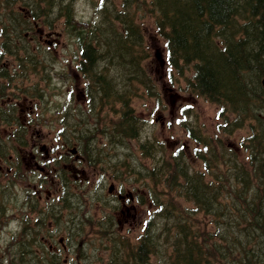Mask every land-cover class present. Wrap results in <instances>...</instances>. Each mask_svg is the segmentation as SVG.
<instances>
[{
  "label": "trees",
  "instance_id": "obj_1",
  "mask_svg": "<svg viewBox=\"0 0 264 264\" xmlns=\"http://www.w3.org/2000/svg\"><path fill=\"white\" fill-rule=\"evenodd\" d=\"M68 1L61 16L81 43L79 69L89 88L98 89L91 97L101 99L96 116L110 146L139 139L141 122L126 95H135L139 85L150 89L141 65L147 56L143 34L135 22L139 9L165 38L168 63L179 74L191 68L190 91L217 106L221 134L249 123L238 150L219 135L210 138L191 128L198 146L194 156L177 149L168 161L159 156L164 144L139 139L150 167L130 168L129 177H140L154 208L137 243L120 239L106 264H153L152 256L157 264H264V0H120L119 9L116 0H100V20L90 26L73 22ZM16 16L0 14L1 47L7 52L15 49L16 26H24ZM111 97L116 104L108 101V111L115 118L101 116L104 98ZM194 157L201 170L189 164Z\"/></svg>",
  "mask_w": 264,
  "mask_h": 264
},
{
  "label": "rangeland",
  "instance_id": "obj_2",
  "mask_svg": "<svg viewBox=\"0 0 264 264\" xmlns=\"http://www.w3.org/2000/svg\"><path fill=\"white\" fill-rule=\"evenodd\" d=\"M97 1L98 0H73L72 14L74 21L77 24H88L89 22L97 21L95 10ZM119 2L120 0H116L118 9ZM7 4L13 7L11 10H19V12L23 13L25 16H29L28 19L31 23L25 26V31H23L22 26H19L22 32H17V34H19L17 35V45L22 44L26 47L28 51L26 53L27 55L23 50L15 51L17 55L7 53L0 61V63L2 61H4L5 64L7 63L6 65L4 64L5 67H3L5 75L3 83L9 87L15 84V87L18 89H25L29 93L34 89L40 88L42 90L41 93L43 94V98L41 100L39 98V107L33 109V111L37 112L39 119L45 120V127L35 129V136L38 138V144H44V141L41 140L43 138L45 141H49L47 144V146H49L52 141V134L54 135L57 130L65 125L63 123L64 118L59 114L57 108L59 105L66 106V104L58 100V98L61 96V93L64 92L67 87H71V85H73L74 88L82 87L83 82L81 77L78 78L74 71L77 59L79 58V51L76 48L78 47V43L72 36L68 24H65L62 18H54V16L59 15V13H57L58 10L53 12L47 11L50 16L41 15L49 17L46 20L47 23H44L42 18H40L37 19L36 24L40 26L39 28L44 29L45 32L54 31L60 33V35L44 37V39L52 40L54 43L51 45L50 55H46V57L43 58L40 54L41 49L35 45V37L37 34L33 28L34 24H32L34 18L30 15L34 10L28 11V9H19L18 4L21 3H14L13 0H7ZM36 10L40 13L39 9ZM139 10L136 22L143 34L144 51L145 53L148 52L146 53L148 54L147 57L142 60V65L149 79H151V82L148 84V86H150L149 92L147 88L141 87L137 92H134L136 95L132 97L131 108L133 109L134 115L141 120L139 139H153L162 142L164 145L160 149L159 156H161L164 161H168L171 152H174L175 149L180 146L187 156L193 157V149H195L196 146L193 140L188 137L187 131L182 125L184 123L188 127L192 126L193 128H198L202 135L204 134L210 138L219 135L224 144L232 150H236L239 139L247 134L249 123L244 122L242 128L236 130L232 135L228 136L227 134H221L219 127L220 124H223V119L217 114V106L190 92L185 79L186 76L190 77V69H183L184 73L180 76L175 68L167 64L165 59L164 39L155 33L153 19L149 17L143 9ZM20 17V15L16 16V18ZM15 35L16 33L14 36ZM44 44L46 45V43ZM11 50L12 49H9L8 51L11 52ZM42 67L44 69L46 67L47 80L43 77L45 74L42 71ZM64 70L68 71L66 74L61 75ZM1 81L2 80H0V82ZM55 90H57L56 93H54ZM3 92L13 94L14 90L8 88L4 89ZM53 94H58L60 96H54ZM73 94L74 100L72 105L75 106L77 110H82L85 99L76 97L75 91ZM77 110L72 109L71 113L68 115H77ZM73 120L76 119L74 118ZM248 121L253 123L252 120ZM36 127L40 128L39 126ZM5 130V128L0 129V134H2V136H6ZM98 135H100V133L95 136ZM139 139H132L129 142V146L132 149L124 152H127V154H125V162L130 164L129 169L137 168L139 171H142L145 167H150V163L137 149ZM96 144L97 142L95 141L94 146H96ZM100 144L103 145H98V148L102 152L99 155L100 161L97 167L93 168L92 166L90 168L85 162L81 165L76 164L78 170L83 172L82 174L75 172V179L72 180L74 182L69 185V190L78 195H81L82 192L86 195L89 191L94 189L98 175H111L114 171L118 170V172L124 174L121 177V183H118L119 189H122L125 193L131 191L134 194L138 190L140 193L142 192L141 194L143 195H140V197L147 200L144 204L140 205L136 203L131 205L130 202H125V207H127V209H124L121 206V201H118L115 196L106 198L108 194L107 187L111 186V183H116L117 180L109 179V181H107L100 177V181L105 182L106 185L103 189L104 193L101 191L99 196L98 211H94V208H87V204V207L81 210L88 214L87 217L89 219H91L90 215L95 216L96 213H99L95 216V219H97L96 224L99 226H95L94 229H91L89 226L82 227L84 233L80 239V243L85 246L87 245L89 249L87 251L85 249L81 250V258L79 257L81 261L80 264H89L90 262L91 264H105L110 255V245L112 243H114L115 246L120 244V239H123L131 245V243L136 241L135 239L140 234L144 221L154 208V206L149 205L150 198L145 188L146 185L140 182V177L137 174L127 177L130 175L129 169H123L116 165L114 160L116 155L119 154L117 153L119 151H115L113 146H104L105 144L102 140ZM237 155H240V153ZM189 164L193 169H202L201 163H197L195 157L193 160H189ZM127 178L138 179L128 182ZM6 179L8 180L9 177L7 176ZM2 180L4 182V179ZM144 182L146 183L147 180H144ZM5 184L6 186H10L12 183H10V181H5ZM53 196H55V194H53ZM160 196L163 197V195ZM104 202L108 203L113 208L111 211L112 220L108 225L103 223L100 226L99 217L104 215L102 209ZM11 203H14L12 199L3 202V205H6V209L10 212L14 209V207L9 208ZM132 207L134 209H132ZM69 211L72 212V210ZM66 212V208H64V210H62L60 223L65 222ZM105 216L107 215H104V217ZM101 220H105V218H101ZM64 232H68V229H65ZM94 234H97L98 237H94ZM76 235L77 234L74 236ZM60 254V262L67 256V262L71 261L70 259L72 257H75V255L65 250H62ZM155 258L156 256H152L151 258L153 264H157ZM87 260H89V263L86 262Z\"/></svg>",
  "mask_w": 264,
  "mask_h": 264
},
{
  "label": "flooded vegetation",
  "instance_id": "obj_3",
  "mask_svg": "<svg viewBox=\"0 0 264 264\" xmlns=\"http://www.w3.org/2000/svg\"><path fill=\"white\" fill-rule=\"evenodd\" d=\"M2 96L0 93V113L1 108L8 111L7 127L15 128V136L1 139L12 141L13 146L11 153L0 151V264H36L41 246L47 245L53 255H58L60 248L71 252L65 238L60 237L56 242L51 227L52 201L47 185L52 182L49 175L56 170L59 160H53L52 143L48 147L46 144L38 146L34 135L36 117L31 106L21 107L19 99ZM67 150L75 159L67 169L78 171L76 164L84 162L77 154L78 148ZM68 153L57 152L55 156L63 157ZM5 181L12 184L6 186ZM118 198L124 201L121 194ZM11 199L14 203L9 208L14 209L10 212L3 202Z\"/></svg>",
  "mask_w": 264,
  "mask_h": 264
},
{
  "label": "bare ground",
  "instance_id": "obj_4",
  "mask_svg": "<svg viewBox=\"0 0 264 264\" xmlns=\"http://www.w3.org/2000/svg\"><path fill=\"white\" fill-rule=\"evenodd\" d=\"M108 66V65H107ZM104 75V74H103ZM103 108V107H102ZM142 193V192H141ZM143 196V195H142ZM147 198V197H146ZM190 199V198H189ZM147 200V199H146ZM220 201V200H219ZM179 203V202H178ZM219 203V202H218ZM220 220V219H219ZM202 227V226H201ZM167 252H168V250H167ZM112 260V259H111Z\"/></svg>",
  "mask_w": 264,
  "mask_h": 264
}]
</instances>
